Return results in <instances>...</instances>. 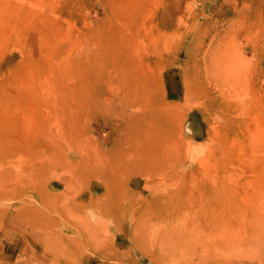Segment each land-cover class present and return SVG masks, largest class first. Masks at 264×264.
Here are the masks:
<instances>
[{
    "label": "rangeland",
    "instance_id": "1",
    "mask_svg": "<svg viewBox=\"0 0 264 264\" xmlns=\"http://www.w3.org/2000/svg\"><path fill=\"white\" fill-rule=\"evenodd\" d=\"M0 264H264V0H0Z\"/></svg>",
    "mask_w": 264,
    "mask_h": 264
}]
</instances>
